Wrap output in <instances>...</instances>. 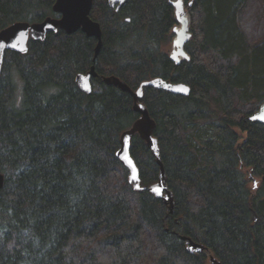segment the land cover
Wrapping results in <instances>:
<instances>
[{"label": "trees", "instance_id": "16d2710c", "mask_svg": "<svg viewBox=\"0 0 264 264\" xmlns=\"http://www.w3.org/2000/svg\"><path fill=\"white\" fill-rule=\"evenodd\" d=\"M56 0H0V32L58 17ZM251 0H195L190 60L164 51L174 35L169 0H131L118 12L94 0L97 39L60 30L7 52L0 81V264H264V37L249 34ZM191 31V29H190ZM95 65L93 92L76 83ZM133 90L156 78L190 87L188 97L144 88L174 213L136 192L117 157L121 135L139 119ZM246 134L244 140L240 134ZM142 187L158 182L145 141L132 139ZM249 177L259 181L250 187Z\"/></svg>", "mask_w": 264, "mask_h": 264}, {"label": "water", "instance_id": "95a60500", "mask_svg": "<svg viewBox=\"0 0 264 264\" xmlns=\"http://www.w3.org/2000/svg\"><path fill=\"white\" fill-rule=\"evenodd\" d=\"M131 0H109L111 8L120 10L125 7ZM195 0H191L190 6H193ZM175 7V15L179 26L173 30L175 38L173 40L171 60L179 65L183 60H190V56L186 51L187 44L192 40L190 31V19L185 10L183 0H171ZM94 0H56L53 11L60 15V18L48 17L41 23L17 22L0 32V81L2 78L3 64L7 52H16L27 54L29 52V42L45 41L51 33H57L60 30L68 35L82 31L86 36L97 39L95 55L93 62L97 58L103 47V31L100 23L91 18ZM95 65L85 74H79L76 78L78 88L90 95L93 92L92 80L98 78ZM104 82L107 85L115 86L123 92L129 93L134 99V111L140 117L131 128L124 131L121 135V147L117 152V157L121 164L129 171V182L133 185L136 192L147 191L159 200H163L169 207L170 213H174L175 200L173 192L169 189L168 178L165 166L161 156L159 140L155 137L157 128L156 121L151 117L147 107L140 102L144 95L145 87H152L159 90H165L174 95L188 97L191 94V89L185 84H174L162 78H156L148 82H144L138 90H133L126 82L117 77H106ZM251 122L264 124V103L261 105L258 112L248 119ZM138 135L147 144L152 155L155 157L159 166L158 182L150 187H142L140 178V170L131 155L132 139ZM253 179L252 177H250ZM5 185V176L0 170V192ZM258 187V181L254 179V188ZM186 242L187 250L190 254H202L208 252L211 264H221L212 256L209 249L189 237H182Z\"/></svg>", "mask_w": 264, "mask_h": 264}, {"label": "rangeland", "instance_id": "374dc122", "mask_svg": "<svg viewBox=\"0 0 264 264\" xmlns=\"http://www.w3.org/2000/svg\"><path fill=\"white\" fill-rule=\"evenodd\" d=\"M187 14H188V17L190 19V29H191V33H192L193 22H192L191 13L187 11ZM242 24H243L244 29L249 34L254 33L259 38L264 37V0H251L246 11L243 14ZM192 35H193V33H192ZM173 40L169 45L164 47V51L169 56L172 53ZM238 133L240 134L241 139L244 140L246 137V134H243L239 131H238ZM249 180H250V187L253 189L254 179H251L249 177ZM256 181H258V180H256ZM258 183H259V181H258Z\"/></svg>", "mask_w": 264, "mask_h": 264}, {"label": "flooded vegetation", "instance_id": "af4514ba", "mask_svg": "<svg viewBox=\"0 0 264 264\" xmlns=\"http://www.w3.org/2000/svg\"><path fill=\"white\" fill-rule=\"evenodd\" d=\"M171 0H169V3H170V5L171 6H173L172 4H171V2H170ZM188 1V2H187ZM107 2L109 3V0H107ZM190 2H191V0H183V3H184V7H185V10L186 11H188L189 12V7H192V6H190ZM110 6V5H109ZM174 8V15H175V7H173ZM112 9H114L116 12H118L119 10H117L116 8H112ZM91 14H92V12H91ZM58 15V14H57ZM61 16L60 15H58V17H53V18H60ZM92 18V17H91ZM175 19H176V25L174 26V28L176 27V26H179V23H178V21H177V18H176V15H175ZM174 28H173V30H174ZM173 30H172V34L174 35V37H173V39L175 38V34H174V32H173ZM98 43V42H97ZM183 61H186V60H183ZM182 61V62H183Z\"/></svg>", "mask_w": 264, "mask_h": 264}, {"label": "bare ground", "instance_id": "6f19581e", "mask_svg": "<svg viewBox=\"0 0 264 264\" xmlns=\"http://www.w3.org/2000/svg\"><path fill=\"white\" fill-rule=\"evenodd\" d=\"M187 246V245H186Z\"/></svg>", "mask_w": 264, "mask_h": 264}]
</instances>
